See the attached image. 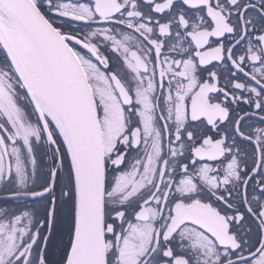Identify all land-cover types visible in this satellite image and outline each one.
Segmentation results:
<instances>
[{
    "label": "snow or ice",
    "instance_id": "snow-or-ice-1",
    "mask_svg": "<svg viewBox=\"0 0 264 264\" xmlns=\"http://www.w3.org/2000/svg\"><path fill=\"white\" fill-rule=\"evenodd\" d=\"M0 264H264V0H0Z\"/></svg>",
    "mask_w": 264,
    "mask_h": 264
}]
</instances>
